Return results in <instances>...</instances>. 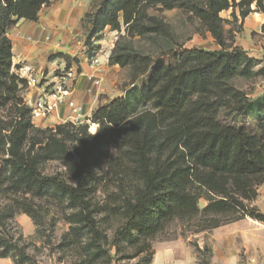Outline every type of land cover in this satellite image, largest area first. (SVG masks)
<instances>
[{"label":"trees","instance_id":"16d2710c","mask_svg":"<svg viewBox=\"0 0 264 264\" xmlns=\"http://www.w3.org/2000/svg\"><path fill=\"white\" fill-rule=\"evenodd\" d=\"M51 1L0 0V110H8L11 120L9 134L2 136L0 181L10 187L8 191L75 204L80 208L75 223L95 236L91 218L82 212L87 210L86 192L94 181L90 168L107 158L113 147L119 157L136 167L142 181L136 198L124 203L125 223L115 234V245L137 248L138 254H146L150 260L154 254L150 242L174 221L193 227L197 234L245 218L264 222V216L250 206L264 184V95L250 99L231 83L236 77L264 78V72L255 70V60L241 48L227 44L219 16L232 9L231 16L236 18L238 11L244 21L252 13V4L256 11L264 12V0H204L201 5L189 0H103L92 34L108 27L120 31L121 18L128 35L170 39L169 26L163 21L152 17L143 24L145 9L160 5L165 11L178 8L191 13L219 50L174 45L160 54L161 62L141 89L135 82L149 72L154 59L126 48L113 50L109 65L130 67L131 88L122 99L92 113L90 122L97 126L93 135L87 132V125L35 128L31 109L20 97L26 84L11 73L12 47L7 33L20 20L36 21L41 8ZM55 58L65 60L62 54L49 60ZM65 62L69 68L71 61ZM222 112L233 123L242 122L223 125L219 121ZM66 141L75 143L77 163L65 149ZM50 161L63 162L75 185L42 175V164ZM201 198L206 205L199 208ZM24 213L32 218L28 211ZM10 218L12 215L0 211V259L32 264L26 248L3 232ZM80 235L79 228L73 229L74 243L83 238ZM195 250L201 252L197 245ZM203 250L210 253L206 246Z\"/></svg>","mask_w":264,"mask_h":264},{"label":"rangeland","instance_id":"374dc122","mask_svg":"<svg viewBox=\"0 0 264 264\" xmlns=\"http://www.w3.org/2000/svg\"><path fill=\"white\" fill-rule=\"evenodd\" d=\"M102 1L88 0L87 12L81 20L84 43L89 42L91 52L96 48L94 43L105 36V29L92 34L99 22L96 16ZM189 1L200 5L204 2V0ZM238 1L236 0V3ZM250 9L252 13L244 21L238 17V11H235L236 18H233L230 14L232 9L221 12L219 16L224 21L223 28L227 44L232 47L241 46L249 57L253 56L251 58L256 62L255 70L264 72V12L256 11L255 4H252ZM145 16L143 20L145 25L149 23L148 18L152 17L167 24L171 38L165 39L153 34L128 35L120 18L121 30L123 29L124 32L113 48V50L126 48L154 59L149 72L135 82L138 89L145 85L152 70L161 62L160 54L174 45L184 49H205L204 51L218 48L200 21L185 10L175 8L165 11L160 5H150L145 9ZM108 29L113 31L109 27ZM65 60L72 61L67 56ZM16 68L17 66L11 67L12 74ZM131 75L130 67L121 68L117 78L106 87V94L101 97L100 104L93 112L108 106L116 99H122L125 92L131 88ZM231 83L236 89L245 92L250 99L264 95V78L262 77L253 79L236 77ZM25 89L20 93L21 98ZM25 104L28 106L26 102ZM8 114V110H0V153L2 152V136L9 134L11 120ZM232 120V117L225 112L219 116V121L223 125L234 126L237 122L238 124L242 122L237 120L233 123ZM245 122L250 123L248 120ZM87 124V132L95 134L97 126ZM55 127L56 125H53V128ZM35 128L49 129V127ZM74 147L75 143L66 141L65 149L72 162L77 163L78 158L73 151ZM90 170L94 181L86 192L87 210L82 212L91 218V223L97 232L95 236L88 233L81 224L75 223V216L80 212V208H77L75 204L63 200L36 199L20 193L13 195L8 191L11 190L10 187L6 183L2 184L4 180L0 181V211H4L7 216L12 215L3 232L19 246L26 248L32 264H84L83 262L88 263L91 259L90 264H205L207 262L211 264L208 243L205 241L201 244V237L199 233L194 232L193 227L183 226L177 221L170 223L150 242L151 249L154 251L150 260L148 255L138 254L137 248L128 247L126 244L115 245V234L125 223L122 212L124 203L136 198L142 189V181L136 167L119 157L113 147H110L107 158L94 163ZM40 171L44 176H56L67 185H75V181L61 161L46 162L42 164ZM205 205V199L201 198L198 202L199 208ZM24 211H28L32 218ZM75 228H79L80 236L83 238L74 243L71 233ZM91 245L96 247H90ZM195 245L201 249V252L195 250ZM204 246L210 253L203 250ZM89 248L91 250L87 251ZM157 258L160 261L156 260ZM5 260L7 264H13L10 258ZM0 264H3L2 261Z\"/></svg>","mask_w":264,"mask_h":264},{"label":"crops","instance_id":"0c3cea01","mask_svg":"<svg viewBox=\"0 0 264 264\" xmlns=\"http://www.w3.org/2000/svg\"><path fill=\"white\" fill-rule=\"evenodd\" d=\"M87 7L88 0H53L48 6L41 8L36 21H18L7 33L12 47V68L24 60L51 77L56 69L65 67L66 62L61 58H49L62 54L72 60L70 66L85 71L86 55L81 20L87 12ZM17 33L22 36H17ZM237 47L241 48L239 45ZM218 50L219 47L208 51ZM120 71L121 68L117 65L103 66L102 86L96 97L86 94V83L82 78L78 79L73 99L83 105L87 117L98 107L101 97L106 94V87L112 84ZM40 93L41 89L37 87H27L22 99L27 104L32 103ZM59 112L62 118L69 115L65 106H62ZM56 124L58 123L54 118L33 121V125L40 128H50ZM250 206L264 216V184L258 188L257 197ZM199 235L201 244L206 241L209 245L211 264H264V222L245 218ZM0 261L7 264L5 259Z\"/></svg>","mask_w":264,"mask_h":264},{"label":"built area","instance_id":"2783aa9c","mask_svg":"<svg viewBox=\"0 0 264 264\" xmlns=\"http://www.w3.org/2000/svg\"><path fill=\"white\" fill-rule=\"evenodd\" d=\"M124 30L110 31L105 29V36L99 42L94 43L98 49L91 52L88 56L89 47L84 44L86 55V70H80L78 67L69 68L63 67L56 69L51 77L43 74V72L34 68L26 61H20L13 74L20 80L24 81L27 87H37L41 89L40 95L29 103L31 109V122L36 119L54 118L62 125L69 123L74 127L88 125L90 117H87L83 105L75 102L73 99L75 92V85L79 78H82L86 83L84 91L88 95L97 96V92L102 86V69L104 65L109 64V59L119 36L123 34ZM17 36L22 34L17 33ZM25 39L28 37L23 36ZM48 40V39H47ZM26 90V89H25ZM65 106L69 110V115L62 118L59 109ZM92 115V114H91ZM96 126L95 124L91 123ZM50 128H53L50 127Z\"/></svg>","mask_w":264,"mask_h":264}]
</instances>
